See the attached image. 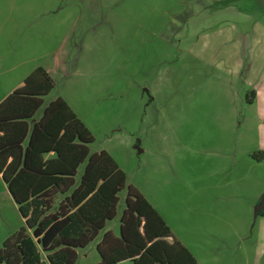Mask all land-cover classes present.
I'll use <instances>...</instances> for the list:
<instances>
[{"label":"rangeland","instance_id":"obj_1","mask_svg":"<svg viewBox=\"0 0 264 264\" xmlns=\"http://www.w3.org/2000/svg\"><path fill=\"white\" fill-rule=\"evenodd\" d=\"M37 67L55 84L45 104L65 100L93 137L89 153L106 151L172 235L194 241L202 264H253L257 236L264 243V214L253 203L264 185L228 189L222 220L210 189L191 206L188 148L179 139L186 141L198 121L220 119L233 120L245 135L260 133L253 124L264 123V104H248L253 90L243 79L264 77L263 0H0V96ZM167 151L178 153L175 163ZM203 180L205 187L215 182ZM126 186L115 217L77 249L75 264L98 262L104 231L118 236ZM194 209L213 216L192 218ZM194 221L206 235L186 229ZM23 226L0 175V247Z\"/></svg>","mask_w":264,"mask_h":264},{"label":"trees","instance_id":"obj_2","mask_svg":"<svg viewBox=\"0 0 264 264\" xmlns=\"http://www.w3.org/2000/svg\"><path fill=\"white\" fill-rule=\"evenodd\" d=\"M264 1V0H263ZM43 67L0 101V175L24 226L3 241L0 264H75L116 215L126 174L104 150L89 153L92 135L60 96ZM84 169L77 177L81 163ZM119 234L104 231L99 261L199 264L133 186H126Z\"/></svg>","mask_w":264,"mask_h":264},{"label":"crops","instance_id":"obj_3","mask_svg":"<svg viewBox=\"0 0 264 264\" xmlns=\"http://www.w3.org/2000/svg\"><path fill=\"white\" fill-rule=\"evenodd\" d=\"M231 27H233L232 24ZM237 64V69H239L241 63ZM1 74L2 73L0 72V76ZM10 76L9 81L14 78L13 74ZM254 76L255 74H249L243 79L250 89L253 90V96L248 102L250 106L254 105L256 102L259 105L261 102L264 104V85L261 86V83L264 82V77H262L261 82H257L255 81ZM25 78L26 76H23L9 85L5 92L1 94L0 101H2L14 89L20 87ZM53 99L55 98H52L49 101ZM49 101H47V103ZM253 126L260 130L258 135H245L242 133V127L238 128L236 122L229 119L213 120L210 122L198 121L191 125L186 141H181L179 139V142H181L182 145H187L188 148L187 190L191 206L198 202L195 201L196 196L199 198L203 191L210 189L214 193V199L210 202L211 206L219 207L217 210H214V216L222 220L225 215L227 216L225 207L227 206L228 189L237 191L238 189L240 190L247 187L252 190L260 187V185H264V123L258 119L254 122ZM184 142H186V144H184ZM146 149L147 148H142L141 151L143 152ZM174 152L175 153L166 152V156L172 161V163H175L178 159V153L176 151ZM210 177L214 179L215 182L213 185L205 187L203 185V179ZM142 195L152 205L143 193ZM233 196L236 197V194L233 193ZM263 201L264 192L255 199L253 203L254 212L261 211L264 214V208L258 209ZM203 203L206 206L205 201H203ZM207 206H209V202ZM222 208L224 209L222 210ZM154 209L156 210L157 208ZM156 211L167 224L170 231H172L165 217L158 210ZM196 211L197 210L194 209L195 213L190 217L196 218V215H198L197 218L210 219L213 216L211 210L208 211L207 217H201L199 213L196 214ZM199 221L202 222V220ZM189 223L191 222L189 221ZM201 227V225H197L196 221H194V224L189 225L186 229L194 235H206ZM236 232L237 231H235V233ZM173 239L178 240L191 253L195 260L199 264H202L196 256L197 252L193 250L195 244L193 245L192 243H194V241H190V244L177 233L175 234V237L172 235L167 238L169 242ZM260 241L259 235L254 241L255 248L252 253L253 264H264V243L263 246H261ZM203 249H206V245H199V250ZM126 262L127 264H131L130 260H123L116 264H126Z\"/></svg>","mask_w":264,"mask_h":264},{"label":"water","instance_id":"obj_4","mask_svg":"<svg viewBox=\"0 0 264 264\" xmlns=\"http://www.w3.org/2000/svg\"><path fill=\"white\" fill-rule=\"evenodd\" d=\"M264 208V201L261 203V205L258 207V209H263Z\"/></svg>","mask_w":264,"mask_h":264}]
</instances>
